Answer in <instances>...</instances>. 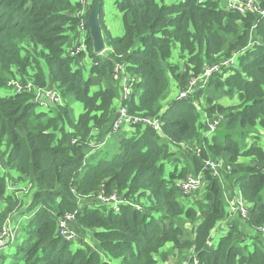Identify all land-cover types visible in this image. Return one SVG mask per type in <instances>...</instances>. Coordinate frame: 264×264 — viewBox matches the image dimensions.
I'll return each mask as SVG.
<instances>
[{"label": "trees", "instance_id": "16d2710c", "mask_svg": "<svg viewBox=\"0 0 264 264\" xmlns=\"http://www.w3.org/2000/svg\"><path fill=\"white\" fill-rule=\"evenodd\" d=\"M221 1L113 0L123 34L106 37L103 6L109 50L96 54L89 35L96 64L88 69L78 64L83 55L67 53L76 0H0V233L20 212L6 247L15 245L1 251L0 264H158L168 244L199 264H264V16L226 10ZM238 51L235 67L202 80L193 96L171 99L173 83L184 89L192 75ZM116 65L138 79L129 113L161 118L160 130L131 123L112 130ZM15 79L55 90L61 103L42 110L31 94H2ZM225 97L234 102L224 105ZM220 117L209 134L204 119ZM109 135L118 142L105 144ZM207 159L223 162L217 175L203 170ZM202 171L203 197L185 204L176 182ZM236 188L251 204L248 218L226 210ZM74 211L78 237L66 241L58 223ZM222 220L229 230L209 247Z\"/></svg>", "mask_w": 264, "mask_h": 264}, {"label": "built area", "instance_id": "2783aa9c", "mask_svg": "<svg viewBox=\"0 0 264 264\" xmlns=\"http://www.w3.org/2000/svg\"><path fill=\"white\" fill-rule=\"evenodd\" d=\"M94 0H76V3L80 5V7L75 12V18L77 19V29H76V39L68 45L67 53L71 57H78L83 55L82 60L78 63L79 65H85L86 62L91 59V64L94 63V59L91 56V52L89 53V27H88V19L89 12L92 7ZM199 3H204L206 0H198ZM224 8L226 10H235L240 14L257 13L261 16H264V9L261 8L260 2L258 0H227L224 4ZM256 44V42L249 43V46L252 47ZM241 51L235 52L234 55L226 60H223L218 65H212L209 68H206L199 76H191L187 82V85L184 89H181L177 93L178 99H186L193 96L200 86V82L202 80L207 79L213 73L217 71H222L224 68L234 67L237 63V56ZM123 77L124 85L122 87V97L120 102L117 104L118 107V117L114 122L112 130L115 132L120 129L126 123H131L133 126L143 125L150 126L154 129L160 130L162 128V120L158 117L145 116L142 114H130L125 104L132 97V88L135 86L137 80L134 76L126 73L125 65H116L113 73V78L120 79ZM9 90L14 94L27 93L34 96V101L37 102L41 107H47L48 105L61 103V97L57 94L55 90L43 89L42 87H38L33 85L32 83H28L27 85L18 81V79L10 80L8 82ZM219 119H214L213 121L208 122L209 130L208 132L213 133L217 125L220 121ZM223 164L222 161L207 159L204 163V171L210 169L213 175H217L219 167ZM175 186L179 188L181 193L184 196H191L205 187V177L204 172H200L197 175H189L184 179H179ZM239 194L235 198L233 196L229 201H233L231 205L230 215L239 214L244 218H248L249 208L246 207V202L243 199V195L241 190L238 188ZM102 201L109 202L112 199H116V196L113 195L111 198L100 195ZM77 216V211L66 213L58 223L59 234L62 238L67 241H72L77 237V232L74 229L72 223L75 222ZM264 235V226L259 229ZM13 232L6 226L0 233V252L6 247L9 240L12 238ZM209 244H211L209 242ZM194 249L192 248L191 252ZM191 259V258H189ZM194 264H199V259L192 256Z\"/></svg>", "mask_w": 264, "mask_h": 264}, {"label": "rangeland", "instance_id": "374dc122", "mask_svg": "<svg viewBox=\"0 0 264 264\" xmlns=\"http://www.w3.org/2000/svg\"><path fill=\"white\" fill-rule=\"evenodd\" d=\"M112 1L113 0H105V5H104L105 16L108 13V15H109V16L107 15L108 19L111 20V17H110L111 15H112V19H113L112 23H111L106 18H104L105 19L104 20V25L106 27V31H105L106 32V37H108L109 35H111V36H120V35L123 34V26H122L123 23H122V20L119 19L117 12H116L115 17L113 18L114 12L117 11V10L114 8ZM226 1L227 0H222L221 3L224 4ZM112 7H113V10H110V9H112ZM108 26H109V28H108ZM121 26H122L121 34L120 35H116L115 33L118 31V29L119 30L121 29ZM108 50H109V48L107 47V50H106L107 52L104 51L103 53H105V52L106 53L105 54L102 53V56H106L108 54ZM90 52L91 51H89V53ZM180 53H181V51H180L179 44L174 43L172 45V58H171V60L173 62H178L179 59H180ZM88 62L90 63V65H88L87 63L85 65H87V68L89 69V68H91V65H92L91 64V59H89ZM180 62L184 63V61H180ZM182 71L183 72L185 71V66L184 65L182 66ZM86 74L91 75L89 70L86 72ZM113 77L114 76L112 75V78ZM113 80H114L115 84H117L116 82H118V86H119V89H120V96L117 97L116 102H115V105L117 106V104L120 102L122 94H123L122 87L124 85V81H123V77H121V75H120V79L119 80L118 79L115 80L114 78H113ZM136 80L138 81L137 78H136ZM95 83H96V85H98L100 87H107L108 86V82L99 80L98 77H96V82ZM172 86H173V88L171 90L170 95H171V99H175V98H177V93H178L179 90H176L177 86H176L175 83H173ZM2 94H11V91L10 90L2 91ZM132 95H133V88H132ZM132 98H133V96H132ZM220 102L223 103L224 105H231L234 102V99H230V98H226L225 97V98L221 99ZM71 107L73 108V113L75 115H80L84 111V109H83L82 105L80 104V102L71 103ZM44 108L45 107H41L40 109L44 110ZM45 110H48V109H45ZM205 119H204V121H205L204 123L207 126V124H208V122H210V120L209 119L205 120ZM124 128L127 129L129 127L128 126H124ZM117 142H118L117 139L112 137V136L107 139V144L108 145H112V144H115ZM262 142L264 143V138L262 139ZM204 188H202L201 190H199L198 192H196L195 194H193L191 196H185L184 203L190 205L196 199L200 198L202 196V194H203ZM231 188L232 187H230V189ZM29 192H27L26 190H23V191L19 192L21 197H23L24 202L26 204H28L30 202V200H31V198H30L31 195H28ZM238 194H239V190L237 188L234 189V197L235 198L238 196ZM261 197L264 198V192L262 193ZM232 203H233V201L227 200V206H226V210L227 211L233 212V210H231ZM0 206H1V204H0ZM107 207H109V206H107ZM246 207H247V209L251 208V204L247 203ZM233 216H234V219L236 220L237 219V213L232 215L231 217H233ZM19 220H20V212H17L13 216L12 223H11V227H12V231H13L14 235L15 234L17 235V230H18V227H19ZM241 220L245 221L242 218H241ZM200 222H201V219L198 221V224ZM228 228H229V223L227 222V220H222V221H220L218 223L217 227L212 231V234H211L212 242H213L214 245H217V243L219 242L220 238L223 237L227 233ZM189 231H190V228H189ZM14 245H15V242L13 241L12 243H10L8 245V247H6L4 249V251L9 250ZM158 255H157L158 259H159V263L158 264H182L184 262H185V264H187L188 260H189V257L186 260V254H184V255H182V257H180V255H181L180 251L173 244H168V245L164 246L161 249V251H160V253ZM112 263L113 264H117V260H113Z\"/></svg>", "mask_w": 264, "mask_h": 264}, {"label": "water", "instance_id": "95a60500", "mask_svg": "<svg viewBox=\"0 0 264 264\" xmlns=\"http://www.w3.org/2000/svg\"><path fill=\"white\" fill-rule=\"evenodd\" d=\"M104 4L102 0H94L89 12L88 26L92 39L93 50L96 54H102L107 50L104 31L101 23V11Z\"/></svg>", "mask_w": 264, "mask_h": 264}, {"label": "clouds", "instance_id": "9594fccd", "mask_svg": "<svg viewBox=\"0 0 264 264\" xmlns=\"http://www.w3.org/2000/svg\"><path fill=\"white\" fill-rule=\"evenodd\" d=\"M244 50H246V49H244ZM238 52H239V51H238ZM241 53H242V51L240 52V54H241ZM240 54H239V55H240ZM239 55H238V56H239ZM238 56H237V57H238ZM235 66H236V65H235ZM235 66H234V67H235ZM207 127H208V125H207ZM207 129L209 130V127H208ZM208 133H209V132H208ZM213 133H214V132H213ZM213 133H211V134H213ZM209 134H210V133H209ZM109 137H110V135L107 137V139H108ZM107 139L104 141L105 144H107ZM93 146L96 147V144H93ZM233 196H234V194H233ZM233 196H232V198H233ZM232 198H231V199H232ZM246 204H247V203H246ZM16 213H17V212H16ZM228 213H229V211H228ZM14 215H15V214H14ZM14 215H13V216H14ZM238 215H239V214H238ZM13 216H10V219H8L7 223H6L5 226H4V228L7 226V227L11 230V232H13V231H12V227H11V223H12V218H13ZM217 225H218V224H217ZM217 225H216V227H217ZM73 227H74V226H73ZM216 227H215V228H216ZM4 228H3V229H4ZM215 228H214V229H215ZM214 229H213V230H214ZM228 230H229V228H228ZM76 232H77V231H76ZM227 232H228V231H227ZM77 237H78V233H77ZM77 237H76V238H77ZM76 238H75V239H76ZM63 239H64V238H63ZM75 239H74V240H75ZM64 240H65V239H64ZM66 241H67V240H66ZM209 242H210L211 244H209ZM217 244H218V243H217ZM208 246H209V247L216 246V245L213 244V242H212V238H209V239H208ZM193 248H195V247H193ZM0 253H1V252H0ZM190 253L193 254L192 252H190Z\"/></svg>", "mask_w": 264, "mask_h": 264}, {"label": "crops", "instance_id": "0c3cea01", "mask_svg": "<svg viewBox=\"0 0 264 264\" xmlns=\"http://www.w3.org/2000/svg\"><path fill=\"white\" fill-rule=\"evenodd\" d=\"M110 10H113V7H112V9H110ZM116 12H117V14H118L119 19L122 20V19H121V14H120L118 11H115V12H114V16H113V18L115 17ZM107 15H108V13H107ZM107 15L105 16V18H106L109 22L112 23V20H113V19H112V15L110 16V17H111V20L108 19V16H109V15H108V16H107ZM108 28H109V26H108ZM121 31H122V26H121V29H120V30L118 29V31H117L115 34H116V35H120V34H121ZM230 199H231V198H230ZM237 215H238V214H237ZM233 217H234V216H233Z\"/></svg>", "mask_w": 264, "mask_h": 264}]
</instances>
